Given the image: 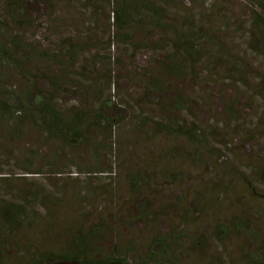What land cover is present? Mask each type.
<instances>
[{
  "label": "rangeland",
  "instance_id": "374dc122",
  "mask_svg": "<svg viewBox=\"0 0 264 264\" xmlns=\"http://www.w3.org/2000/svg\"><path fill=\"white\" fill-rule=\"evenodd\" d=\"M11 1L0 207L28 229L7 264H264V0H125V26L113 0Z\"/></svg>",
  "mask_w": 264,
  "mask_h": 264
},
{
  "label": "trees",
  "instance_id": "16d2710c",
  "mask_svg": "<svg viewBox=\"0 0 264 264\" xmlns=\"http://www.w3.org/2000/svg\"><path fill=\"white\" fill-rule=\"evenodd\" d=\"M17 1V0H16ZM24 0H18L17 2L11 1L9 2V6L11 8H16L18 4ZM252 3L256 4V0H249ZM14 3V4H13ZM113 5L116 7V16L113 18L114 23L122 24L125 26L126 19H128V6L125 0H113ZM259 9V14H257V23L262 26L264 32V5L256 4ZM175 48V47H174ZM176 51V50H175ZM181 52H174V57ZM41 111L42 114V125L46 127L47 130L51 131H59L63 136L67 131H69V126L65 124L60 115L54 110H51L47 104L42 105ZM27 215L24 214L21 208L16 207L14 205H6L4 207H0V264H7V259H9L8 251L6 250V243L9 239L17 235L20 231L27 230L26 225ZM222 228L218 227L216 232L221 233ZM11 240H9L10 242ZM37 255V254H36ZM11 257V256H10ZM66 255L63 253L55 254L52 252L44 253L42 255H37V257H21L19 259L18 264H55L57 261H65ZM53 261L50 262V261ZM168 261L165 260H157L158 264H168ZM15 263V262H13ZM9 264H12L11 262ZM16 264V263H15Z\"/></svg>",
  "mask_w": 264,
  "mask_h": 264
}]
</instances>
